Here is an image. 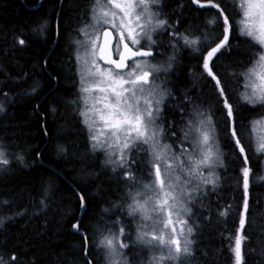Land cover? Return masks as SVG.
<instances>
[{"label": "trees", "instance_id": "trees-1", "mask_svg": "<svg viewBox=\"0 0 264 264\" xmlns=\"http://www.w3.org/2000/svg\"><path fill=\"white\" fill-rule=\"evenodd\" d=\"M85 1L0 0V104L4 109L0 145L9 161L0 170V256L9 264L13 254L18 257L15 264H87L88 260L107 264L106 251L96 247V238L110 231L119 234L121 227L126 235H117L129 244L123 256L130 264H142L150 254L134 243L138 219L126 211L127 169L113 171L101 152L90 150L75 104L76 60L70 35L82 24L78 17L84 13ZM199 1L202 4L160 0L157 10L167 26L155 35L152 48L154 60L171 64L170 92L161 112L163 142L179 150L189 121L207 111L221 153L215 188L202 186V194L188 204L193 213L189 224L195 232L193 255L185 264H236L233 249L244 211L245 167L250 175L242 264H264V182L257 179L263 171V155L256 150L250 129L251 122L264 115V107H253L240 98L243 78L239 75L260 47L240 35L237 1ZM213 4L224 10L232 26L230 48L213 59V72L234 106L244 153L231 136L233 118L227 115L224 97L203 67L206 51L224 37V19ZM40 25H45L42 32L37 30ZM173 33L199 36L202 43L187 47ZM226 210L227 216H221ZM77 221L78 229L73 230Z\"/></svg>", "mask_w": 264, "mask_h": 264}, {"label": "snow or ice", "instance_id": "snow-or-ice-1", "mask_svg": "<svg viewBox=\"0 0 264 264\" xmlns=\"http://www.w3.org/2000/svg\"><path fill=\"white\" fill-rule=\"evenodd\" d=\"M159 3L160 0H121V2L93 0L91 9L93 20L97 24L110 25L117 32V39L113 45L112 32L104 31V40L101 45L99 28L95 29V38H92L85 29H80L84 35L88 36V39L76 42L83 49L82 54L78 51L76 55L81 82L80 92L85 104V110L81 111L80 115L84 118V123L89 130L93 150H104L108 155L106 163L114 166L113 171L117 168L127 169L124 181L130 186H139L142 189L134 194L128 193L132 201L127 206L128 215L134 220L139 217L134 243L161 251L162 254L159 257L151 258V264H164L165 261L185 264V260L193 255L191 246L194 241L191 236L195 232V228L189 224L193 214L192 209L187 205L194 203L202 194V186L211 185L215 188L219 177L215 175L213 169L218 159V151L214 150L212 135L214 129L210 127V116L199 121H189L190 127L184 132L181 144L183 145L191 138V151L181 147L176 153L171 152L172 145L161 146L160 137L164 129L160 128L157 131L155 126L161 118L163 94H160L161 99H155L156 89L151 86V82L157 78L156 73L160 69L138 59L153 55L150 50H142L144 42L149 45L155 44L153 32L167 26L166 20L157 19L153 22L152 18L159 13L152 12L149 5ZM193 3H199V0H193ZM212 6L218 8L220 15L223 16L224 38L204 56L203 67L215 81L220 96L224 97L227 115L233 118L231 136L235 139L239 151L244 153L245 147L241 146V139L235 125L234 106L229 103L225 86L210 66L214 57L224 54L230 48L229 32L232 26L228 16L224 15V10L217 4ZM238 7L242 12L240 35L250 38L264 49V0H239ZM108 8L118 9L119 12L105 10ZM142 20L143 23H141ZM214 22L215 20L209 21V23ZM44 27L45 25H40L37 30L42 32ZM87 27L95 26L86 25L85 28ZM173 36L177 38V41L182 38L184 44L192 48L202 43L198 37L189 38L180 33H173ZM18 42L20 45L25 44L24 40ZM137 46L140 50H133ZM113 52L118 59L113 58ZM255 55L256 59L252 62V66L239 74L244 78V86L247 90L241 93L240 98L253 107L257 105L264 107V51ZM171 59L174 57H170ZM98 61H103V66ZM146 68L150 70L146 71ZM168 68H171V64ZM89 81H91L90 86H85L89 84ZM3 110V105L0 104V111ZM199 115L204 114L199 113ZM100 125L103 127H99ZM168 130L171 131V127ZM172 135L175 136V132ZM257 151L264 152V143L258 145ZM117 153L118 155H115ZM141 153H148L151 157L148 162L151 165L149 176L153 178L151 183L143 185H140L132 171L137 163V156ZM18 159L23 160L22 157ZM8 163L4 150L0 149V166ZM245 163H247V157H245ZM200 169L206 170L207 175L201 174ZM193 174L199 175L200 179L195 187H192L193 181L189 179ZM249 175L250 169L243 168L245 201L233 249L236 264H242V245L247 239L243 232L248 211ZM81 200L83 201V197ZM81 206H84L83 203ZM227 214L228 210L220 213L221 216H227ZM73 228L78 229V225L74 224ZM119 235H126L123 227ZM85 240L87 241V237ZM100 245L106 249L105 258L109 264H128L122 250L128 248L129 244L105 237L100 241ZM87 255L86 245L85 256ZM117 257L120 259L118 260ZM10 260L12 264H15L18 257L13 254ZM0 264H9V261L0 256ZM87 264H92V261L88 260Z\"/></svg>", "mask_w": 264, "mask_h": 264}, {"label": "rangeland", "instance_id": "rangeland-1", "mask_svg": "<svg viewBox=\"0 0 264 264\" xmlns=\"http://www.w3.org/2000/svg\"><path fill=\"white\" fill-rule=\"evenodd\" d=\"M236 1H237V3L239 2V0H236ZM85 2H86V7L84 8V11H83V12H85L84 18H86V19L88 18V20L85 19V21H83V23L81 25L76 26V28L71 32V35H70V44L73 46V52H74L75 60H76L77 52L80 51L81 54L83 52V49L80 48L77 45L76 42L78 40L83 41V40L88 39V36L84 35V33L80 31V29H85V31L87 33H89L90 35H92V38H95V34H96L95 33V29L96 28H99L100 31H99L98 35L100 37V40H99V43H100L101 42V31L104 28H110L113 31L114 35H115V42H116V39H117V32L115 30H113L110 25L97 24L93 20V18H92V11H91L93 0H86ZM117 2H121V0H117ZM157 6L158 5H152V4H150L149 5V8H150V10L152 12H158ZM105 10H108L110 12L111 11H116L117 13L119 12L118 9H114V8H108V9H105ZM152 19H153V22H155V20L162 19V18L160 17V15H158L156 17H153ZM241 20H242V12L240 11V16H239V18L237 20V25H238L239 31H240V22H241ZM141 23H143V20L141 21ZM86 25H94L95 27H87V28H85ZM224 28L225 27H223V31H222L223 32V35H224ZM161 29H156L153 32V40L154 41H155V38H154L155 35ZM114 45H115V43H114ZM153 46H154V44L153 45H149L147 42H144V47L143 48H147V49H150L151 48L152 49ZM135 49H140V48H139V46H137ZM261 51H264V49H261V47H260L259 52H261ZM204 56H206V54H204ZM204 56H203V58H204ZM138 59H141L142 61H146L147 64H149L151 66H155L156 68H159L160 69V71L158 73H156L157 78L154 81L151 82V86L152 87H155V89H156L155 99H161V95L160 94H163V99H162V103H161V109H162L165 101L168 99L169 92H170V88H169V85H168V78H169V74H170V68H168V65L167 64H160V63H158V61L154 60L152 57H145V58H138ZM255 59H256V56H255L254 60ZM98 62L103 66V64L101 63V61H98ZM251 66H252V63H251V65L248 68H250ZM165 69H167V71H165ZM145 70L146 71H149L150 69L146 68ZM75 75H76V79H77V87H76V90L78 91L77 92V96L75 98V104L77 105L78 112H79V115H80L81 111H84L85 110V104H84V101H83L82 94L80 92L81 82H80V76L78 75L77 61H76V74ZM90 84H91V81H89V84L88 85H85V86H90ZM244 85H245V80L243 78V90L240 93H244V92L247 91ZM145 94H147V92ZM90 103H91V99L89 100V104ZM202 113L204 114L203 116H201V115L198 114L193 121H199L201 119H206L209 116V114H208L207 111L206 112H203L202 111ZM80 117H81L82 122H83V124H84V126L86 128V131L88 133V138H89L90 133H89V130H88L87 126L84 123V118L81 115H80ZM254 121L256 123H253ZM99 127L102 128L103 126L100 125ZM210 127L213 129L212 122L211 121H210ZM160 128H162L161 118L157 122V125L155 126V129L157 131H159ZM250 129L253 132V141H254L255 148L257 150L258 145L261 144V143H264V115L261 116V117H258L256 119H254L251 122V124H250ZM212 135H213L214 144H215V149L214 150H217L218 151V159H217V162L215 164V167H214L213 171L215 172V175L218 176L217 170H218L219 166H221V153H220V148L218 147V144L216 143V139H215V136H214V132L212 133ZM160 141H161V146L162 145H165V144L170 145V144H168L166 142H163V140H162V134H161V137H160ZM191 145H192V139L189 138V140L185 141L183 143V145L181 143L179 144V150H180L181 147H183V148H187V149H189V151H191ZM89 148H90V150L92 152H101V154L103 155L104 159L106 161L108 160V155L106 154V152L104 150H95V151L93 150L92 145H91V142H90V139H89ZM0 149H3L4 150L5 155L7 157V152L4 149V147H2V145H0ZM179 150H175V148L173 146L171 148V152L178 153ZM260 153L263 155V171H262V173L259 176H257V179H259V180H261V181L264 182V152H260ZM115 155H118V153L115 154ZM150 158L151 157H150V155L148 153H141V154H139L137 156V163L132 168L133 174L137 177L138 181L140 182V185H143V184H146V183H151V181L153 179L152 177L149 176V169H150L151 165L148 162H149ZM197 158H198V156H197ZM111 166L114 167L112 164H111ZM3 167H4V165L3 166H0V170ZM117 169H119V168H117ZM199 172L201 174H203V175H207V171L204 170V169H200ZM189 179H191L193 181L192 187H195V185L200 182L199 175H197V174H193V176L192 177H189ZM127 186H128V193L129 192H132L134 194L136 191L142 190L141 187H139V186L133 187V186H130L129 184H127ZM128 197H129V195H128ZM129 199H130L129 200V204H130L132 201H131V198L130 197H129ZM126 211L128 212V207H126ZM137 219L139 220V217H137ZM178 230H179V228H178ZM117 234L118 233H113L112 231H110V232H107V233H104V234L100 235L98 238H96V247L97 248H103V250L106 251V249L103 246L100 245V241L102 239H104L105 237H109V238H114V240L116 242H120L121 239L118 236L119 234L118 235ZM136 235H137V231H136ZM142 246H145V245L142 244ZM146 248L149 250L150 254H149V257L141 260L142 261V264H151V258L152 257H159L162 254L160 250L150 249L149 247H146ZM165 252H166V250H165ZM117 259L119 260L120 258L117 257ZM106 261H108V260H106ZM107 264H109V262ZM128 264H130V263L128 262ZM164 264H173V262L172 261H165Z\"/></svg>", "mask_w": 264, "mask_h": 264}, {"label": "water", "instance_id": "water-1", "mask_svg": "<svg viewBox=\"0 0 264 264\" xmlns=\"http://www.w3.org/2000/svg\"><path fill=\"white\" fill-rule=\"evenodd\" d=\"M104 31H110V32H112V37H111V39H112V41H113V45H114V42H115V36H114V33H113V31L110 29V28H104L103 30H102V32H101V45L103 44V40H104V36H103V33H104ZM133 50H140V49H133ZM142 50H144V51H151L153 54H154V51L152 50V49H147V48H143ZM153 56V55H152ZM113 58L114 59H118V57L115 55V53L113 52ZM102 63H103V61H101ZM82 203H83V201H82ZM82 205V204H81ZM83 205H84V203H83ZM82 207V206H81ZM84 207H85V205L82 207V210L84 209ZM82 210H81V212H80V215H79V218H80V216H81V213H82ZM76 225H78V221L75 223ZM73 230H77V229H74L73 228Z\"/></svg>", "mask_w": 264, "mask_h": 264}, {"label": "flooded vegetation", "instance_id": "flooded-vegetation-1", "mask_svg": "<svg viewBox=\"0 0 264 264\" xmlns=\"http://www.w3.org/2000/svg\"><path fill=\"white\" fill-rule=\"evenodd\" d=\"M197 4H202V3H200V1H199V3H197ZM84 16H85V12L83 13V15L81 14V15L78 17V18H80V22H82V23H83V21H85V19H86V18H84ZM86 20H88V18H87ZM80 25H81V24H80ZM77 26H78V25H77ZM183 34H185V33H183ZM185 35L188 36V34H185ZM188 37H189V38H197V37L199 38V36H197V37H194V36H193V37H192V36L190 37V36H188ZM223 38H224V37H223ZM182 42H183V39H182ZM183 43H184V42H183ZM215 46H216V45H215ZM215 46H214V47H215ZM187 47H188V46H187ZM184 49H185V48H184ZM210 49H211V48H210ZM210 49H208V50L206 51V53H205L206 55H207V52L210 51ZM166 51H167V50H166ZM214 58H215V57H214ZM214 58H213V59H214ZM203 61H204V58H203ZM210 66L212 67V71H213V67H214V66H213V62L210 64ZM206 72H207V71H206ZM213 73H214V72H213ZM214 74H215V73H214ZM215 75H216V74H215ZM213 81H214V80H213ZM214 82H215V81H214Z\"/></svg>", "mask_w": 264, "mask_h": 264}, {"label": "bare ground", "instance_id": "bare-ground-1", "mask_svg": "<svg viewBox=\"0 0 264 264\" xmlns=\"http://www.w3.org/2000/svg\"><path fill=\"white\" fill-rule=\"evenodd\" d=\"M56 18H57V17H56ZM150 49H151V48H150ZM2 80H4V79H2ZM7 157H8V156H7ZM7 157H6V158H7Z\"/></svg>", "mask_w": 264, "mask_h": 264}]
</instances>
